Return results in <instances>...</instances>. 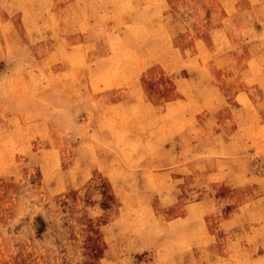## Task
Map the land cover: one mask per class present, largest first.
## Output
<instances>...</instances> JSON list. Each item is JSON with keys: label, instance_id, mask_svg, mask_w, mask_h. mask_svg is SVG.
Segmentation results:
<instances>
[{"label": "rangeland", "instance_id": "obj_1", "mask_svg": "<svg viewBox=\"0 0 264 264\" xmlns=\"http://www.w3.org/2000/svg\"><path fill=\"white\" fill-rule=\"evenodd\" d=\"M261 104L260 0H0V148L9 167L21 156L32 161L22 183L0 185V200L31 209L27 220L7 209L0 217L2 264L70 257L77 211L86 220L89 209H109L129 173L138 187L156 189V204L170 201L163 213L173 227L169 237L207 232L214 239L210 258L228 259V244L259 227L241 209L258 198L264 177ZM233 142L242 152L241 174L229 173L234 187L228 188L214 177L218 164L236 170L230 149L216 153ZM185 145L194 146L198 159L188 160V173L172 171ZM49 169L66 181L65 191L56 192L52 181L47 195L37 190ZM197 172L210 177L214 195L171 187ZM229 191L235 199L220 207ZM88 230L96 231L90 223ZM100 239L87 235L83 243L102 260L107 245ZM192 253L199 256L195 247ZM119 258L148 264L156 252L134 242Z\"/></svg>", "mask_w": 264, "mask_h": 264}, {"label": "clouds", "instance_id": "obj_2", "mask_svg": "<svg viewBox=\"0 0 264 264\" xmlns=\"http://www.w3.org/2000/svg\"><path fill=\"white\" fill-rule=\"evenodd\" d=\"M260 3L264 5V0H260ZM261 108H264V104H261ZM249 115L255 119V110H252ZM247 146L250 147L251 145ZM192 147L194 146L185 145L182 153L183 158L171 163L172 171L188 173V168L185 167L188 160L198 159V155L191 154ZM229 149L230 151L227 154L231 156L232 165L236 170L233 171L227 165L220 166L218 164L219 171L214 178L223 182L225 187L232 188L234 185L226 177L229 176L230 172L232 173V179L241 174L239 160L242 152L237 151L233 142V144L223 145L216 155L223 156L226 154V150ZM259 150L264 152V135L261 137ZM199 155L208 156L211 153H200ZM195 167L199 169L201 166L196 164ZM23 169H27V174L30 175L32 161L26 162L21 156L18 162L9 167L5 163V151L0 148V185L13 179L22 183L25 178L22 172ZM130 177L131 174L129 173L128 176L124 177L123 183L116 187L115 199L106 211L95 212L89 209L86 220H81V214L77 211L74 224L77 238L72 245V255L59 261V264H126V261L119 257L134 242L141 249L155 250L156 258L155 260H149L148 264H264V256H256V249L264 248V177L258 181V189L254 192V195L258 194V198L247 199L246 197L247 203L241 209L242 215L257 217L259 227L252 228L249 232L242 234L228 244L226 248V251L229 252L228 259L210 258L214 254L209 252L208 249L209 245L214 243V239L207 232L197 230L187 237L181 235L177 238L175 234L169 237V234L173 233V227L167 223L163 213L170 210L165 207V204L170 203V201L162 200L160 204H156L153 201V191L156 189L150 186L138 187L137 181ZM209 179L210 177L206 174L189 173L183 181H176L171 187H175V184H184L187 187L208 189ZM49 181L56 184V192L65 191L66 181L54 169H49L44 179L45 186L37 190L47 195L52 191L47 186ZM67 183H74V177L69 178ZM169 190L168 187L163 189V191ZM0 191H2V188H0ZM179 191L180 189L176 188V192L179 193ZM202 194L207 196L215 193L212 192V189H208L207 192ZM235 196V192H227L226 198L219 206L223 207L224 204L233 202ZM82 207L81 205L80 208ZM6 209L9 212H16L24 216L25 220H27V215L31 211L24 201L17 203L14 200L7 202L0 200V217L4 216ZM216 210L214 205H209L208 211L210 213ZM89 223L96 230L95 232L88 230ZM97 234L101 238V246L107 245V251L102 260L88 254L83 243L87 235L95 236ZM165 238H167V242H165ZM193 247L199 250V256L192 253ZM3 251L4 245L0 243V253ZM0 264H2V260H0ZM53 264H57V262L54 261Z\"/></svg>", "mask_w": 264, "mask_h": 264}]
</instances>
